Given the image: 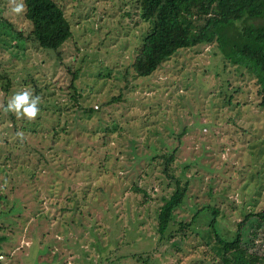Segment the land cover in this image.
<instances>
[{
    "label": "rangeland",
    "instance_id": "obj_1",
    "mask_svg": "<svg viewBox=\"0 0 264 264\" xmlns=\"http://www.w3.org/2000/svg\"><path fill=\"white\" fill-rule=\"evenodd\" d=\"M58 3L72 30L59 57L26 37V9L0 0V264H260L250 253L264 257V221L242 229L244 254L220 258L208 235L214 208L227 239L246 213L264 210V107L254 78L212 44L138 76L132 62L152 23L135 3ZM25 89L40 97L34 120L6 111ZM174 150L171 173L188 186L172 236L159 240L171 181L158 155Z\"/></svg>",
    "mask_w": 264,
    "mask_h": 264
},
{
    "label": "trees",
    "instance_id": "obj_2",
    "mask_svg": "<svg viewBox=\"0 0 264 264\" xmlns=\"http://www.w3.org/2000/svg\"><path fill=\"white\" fill-rule=\"evenodd\" d=\"M21 1L25 4V17L32 25L26 37L44 49L55 51L59 57L60 47L72 35L70 23L59 0ZM131 1L136 4L140 17L152 23V29L143 36L132 62L136 75L150 76L162 62L182 49L212 44L217 46L225 60L243 68L254 78L260 96L258 104L264 107V0ZM18 33L23 37V32ZM76 79L77 73L73 72L70 87L75 93ZM174 153L175 150L158 155L161 173L171 181L168 185L171 187L170 195L163 198L157 212L159 240L172 236L170 227L176 221L174 211L183 203L188 186L186 181L182 182L171 173ZM132 189L140 192L143 201H146L145 196L149 195L145 188L133 185ZM214 209V217L208 223V235L212 230L219 257L224 259L234 249L247 253L248 249L240 245L242 229L252 218L264 221V210L246 213L237 224L235 237L227 239L216 229L219 208ZM196 216L188 222H178L179 231L185 232L193 225ZM250 257L253 261L260 259V264H264V257L258 258L254 252L250 253Z\"/></svg>",
    "mask_w": 264,
    "mask_h": 264
},
{
    "label": "clouds",
    "instance_id": "obj_3",
    "mask_svg": "<svg viewBox=\"0 0 264 264\" xmlns=\"http://www.w3.org/2000/svg\"><path fill=\"white\" fill-rule=\"evenodd\" d=\"M11 3L15 5L12 9L15 13H21L25 9V5L21 3H16V0H11ZM40 97L33 96L32 92L25 89L22 92L14 95L8 102L6 111L14 112L18 117H26L29 120H34L39 113ZM22 136V133H18Z\"/></svg>",
    "mask_w": 264,
    "mask_h": 264
},
{
    "label": "built area",
    "instance_id": "obj_4",
    "mask_svg": "<svg viewBox=\"0 0 264 264\" xmlns=\"http://www.w3.org/2000/svg\"><path fill=\"white\" fill-rule=\"evenodd\" d=\"M3 258V256L0 254V260Z\"/></svg>",
    "mask_w": 264,
    "mask_h": 264
},
{
    "label": "crops",
    "instance_id": "obj_5",
    "mask_svg": "<svg viewBox=\"0 0 264 264\" xmlns=\"http://www.w3.org/2000/svg\"><path fill=\"white\" fill-rule=\"evenodd\" d=\"M13 251H14V249L11 251V254L13 253ZM1 254H3V253H1Z\"/></svg>",
    "mask_w": 264,
    "mask_h": 264
}]
</instances>
